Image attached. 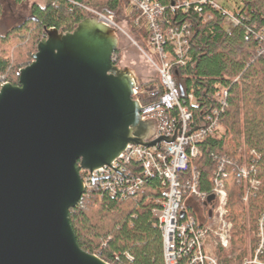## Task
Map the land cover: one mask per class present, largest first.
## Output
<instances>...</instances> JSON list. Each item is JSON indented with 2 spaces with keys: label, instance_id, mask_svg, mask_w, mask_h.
<instances>
[{
  "label": "water",
  "instance_id": "water-1",
  "mask_svg": "<svg viewBox=\"0 0 264 264\" xmlns=\"http://www.w3.org/2000/svg\"><path fill=\"white\" fill-rule=\"evenodd\" d=\"M118 48L116 29L93 16L48 28L19 84L0 86V264H108L79 247L69 219L84 191L79 170L153 145L157 124L138 114L140 81L113 64Z\"/></svg>",
  "mask_w": 264,
  "mask_h": 264
},
{
  "label": "trees",
  "instance_id": "trees-1",
  "mask_svg": "<svg viewBox=\"0 0 264 264\" xmlns=\"http://www.w3.org/2000/svg\"><path fill=\"white\" fill-rule=\"evenodd\" d=\"M27 0H12L22 5ZM173 0H164L167 8ZM79 4L91 6L103 13H114L124 19L122 5L117 0H33L29 14L0 34V83L18 85L17 71L32 62L36 44L45 30L56 28L71 31L90 14ZM224 7V6H223ZM225 8V7H224ZM241 24L227 31L223 16L214 13L209 21L189 10L170 14L172 23L189 24V52L186 63L173 70L176 85L184 92L193 91L201 106L194 112L196 123L201 112L213 102V94L226 89V105L220 110L219 129L198 143V154L191 158L187 169L180 173L188 177L192 169L198 172L199 191L208 196L213 191L211 181L218 160L227 161L224 180L227 191V219L232 225L230 250L221 253L220 264H244L249 250L253 252L261 241L259 224L264 226V0H239L235 6ZM5 16V3L0 0V21ZM118 19V18H117ZM127 23L131 25L129 19ZM133 35L145 45L144 28ZM142 34V36H141ZM137 36H135L137 38ZM113 64L120 61L119 49L112 55ZM158 77L140 86L155 89ZM162 90L146 101H155ZM240 167L259 185L243 200L245 182L237 177ZM162 185L149 179L141 190L123 201L104 195L83 197L69 210V219L81 249L98 255L108 264H164L162 236L152 213ZM264 246V241H263ZM264 263V248L256 252L254 262Z\"/></svg>",
  "mask_w": 264,
  "mask_h": 264
},
{
  "label": "built area",
  "instance_id": "built-area-1",
  "mask_svg": "<svg viewBox=\"0 0 264 264\" xmlns=\"http://www.w3.org/2000/svg\"><path fill=\"white\" fill-rule=\"evenodd\" d=\"M117 1L122 5L123 21L127 23L129 19L131 25L137 27V32L144 28L148 51L132 39L113 13L107 14L91 6L79 5L90 16L116 29L119 37L120 34H125L130 38L156 71L159 83L154 90L139 84L131 95L141 106L138 112L141 118L154 119L157 123L155 133L149 139L154 144H128L109 165L93 171L79 170L84 191L78 203L83 197L94 194L99 198L108 195L117 201H123L135 196L147 180L158 179L162 189L159 197L154 199L156 206L152 213L161 231L164 264H220L216 251L218 248L228 247L232 227L226 219L225 208L227 191L224 180L227 172L224 166L227 161L223 158L218 160L213 172L211 200L208 199L211 195L199 191L198 172L192 169L184 179H181L180 173L187 169L190 159L198 154V143L219 129V114L226 105L228 92L226 89L217 90L211 98V107L207 111L200 109L201 122H195L193 116L201 106L200 97L193 91L181 93L173 78V70L183 66L188 57L189 24L172 23L168 10L170 14L192 10L204 22L211 20L214 13H220L223 16L222 24L230 31L241 24V19L236 14L238 9L234 8L230 13L221 4L222 0H173L168 8L164 0ZM142 20L144 26L141 24ZM4 83L1 82L0 86ZM158 88L162 90L159 98L146 101ZM170 136H174L173 141L164 140V137ZM237 177L242 178L246 184L243 200L247 201L259 182L250 178L244 167L238 169ZM195 202L207 207L205 212L198 210ZM262 221L263 218L259 224L261 242L257 253L263 249Z\"/></svg>",
  "mask_w": 264,
  "mask_h": 264
},
{
  "label": "rangeland",
  "instance_id": "rangeland-1",
  "mask_svg": "<svg viewBox=\"0 0 264 264\" xmlns=\"http://www.w3.org/2000/svg\"><path fill=\"white\" fill-rule=\"evenodd\" d=\"M2 1H3V3H5V16L0 21V34H4L7 29H9L12 25L16 24V22L21 20L24 16H27L29 14V9H30V6H31V3H32L33 0H27L22 5H14L12 0H2ZM221 4L225 7V9H227L230 13H232L234 8H235V6L237 4H239V0H224V1L222 0ZM115 16L116 15L114 14V17ZM117 18L116 19H117V21H119V23L121 24L122 28L132 37V39L140 47H144L145 51H148V49L146 48L147 47L146 44L143 45V44H141L139 42L141 40V38L138 37L137 35H135V36H137V38H136L133 35V33H132L131 29L133 28L135 30V32H137L136 31L137 27H134L133 25L125 23V21H123L124 19H119V17H117ZM141 24H143V26L145 25L143 20L141 21ZM141 36H142V34H141ZM118 49H119V54H120L119 65L128 66L131 69H133L135 71L136 75L138 76V79H139L140 82H146V81H149L151 79H155L156 78L157 74H156V71L154 70V68H152L149 65V63L145 59V56L140 51L139 47L136 46L132 42V40L130 38H128L125 34H120V37H119V48ZM199 204H200V202L199 203L195 202V206H197L198 210H201L202 212H205L207 207H202ZM193 208L195 209L194 206H193ZM225 208L227 210V215H228L227 203H226ZM226 219H227V216H226ZM231 233H232V229L230 230V237H229V245H228V247L227 248H218L217 251H216V256L217 257H220V254L222 252L223 253H227L230 250V243H231V238H232ZM259 246H260V243L257 245L255 250L253 251L255 253V255L252 258V260L249 257L253 253H252L251 250H249L248 258H247L248 260H250V261L255 260L256 252H257ZM262 246H263V244H262ZM263 248H264V246H263Z\"/></svg>",
  "mask_w": 264,
  "mask_h": 264
}]
</instances>
